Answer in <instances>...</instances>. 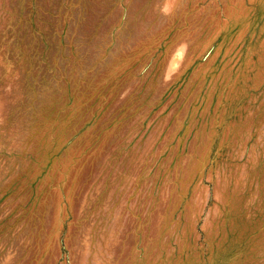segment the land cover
<instances>
[{
    "label": "rangeland",
    "instance_id": "obj_1",
    "mask_svg": "<svg viewBox=\"0 0 264 264\" xmlns=\"http://www.w3.org/2000/svg\"><path fill=\"white\" fill-rule=\"evenodd\" d=\"M0 264H264V0H0Z\"/></svg>",
    "mask_w": 264,
    "mask_h": 264
},
{
    "label": "clouds",
    "instance_id": "obj_2",
    "mask_svg": "<svg viewBox=\"0 0 264 264\" xmlns=\"http://www.w3.org/2000/svg\"><path fill=\"white\" fill-rule=\"evenodd\" d=\"M11 257H8L7 259H10Z\"/></svg>",
    "mask_w": 264,
    "mask_h": 264
}]
</instances>
